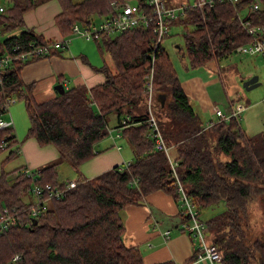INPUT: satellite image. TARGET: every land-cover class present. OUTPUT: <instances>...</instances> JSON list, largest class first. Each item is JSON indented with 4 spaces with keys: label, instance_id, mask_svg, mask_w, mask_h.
Wrapping results in <instances>:
<instances>
[{
    "label": "trees",
    "instance_id": "obj_1",
    "mask_svg": "<svg viewBox=\"0 0 264 264\" xmlns=\"http://www.w3.org/2000/svg\"><path fill=\"white\" fill-rule=\"evenodd\" d=\"M46 1L2 0L0 36L19 30L0 39L3 51L11 52L17 44L25 49L30 42L45 43L42 35L26 26L24 14ZM126 1L141 4L144 0H58L61 12L55 23L63 36L70 37L75 24L90 25L106 18L113 13L114 2ZM165 2L174 5L171 0ZM255 2L260 4L257 10L252 9ZM242 10H247L246 21L264 27V6L253 0H240L235 6L216 1L203 12L193 6L184 19L168 21L183 29L192 68L218 62L239 45L252 42L241 23ZM155 38L151 29L143 27L114 36L103 34L95 41L106 63L107 80L92 88L72 87L45 101L36 99L35 83L23 82L22 70L28 63L15 61L4 71L2 117L11 119L4 116V101L22 100L29 119L23 140L33 137L41 146L53 144L60 153L59 160L40 169L37 184H63L58 172L61 161L80 173L83 163L101 153L96 145L109 135L112 114L118 127L129 117L121 137L131 146L134 158L125 169L114 167L92 178L79 177L74 189L36 215L29 201L33 181L23 173L26 167L2 172L0 211L16 209L19 222L0 234V264H146L139 247L125 240L121 212L145 204L147 195L157 190L176 201L180 196L169 160L154 149L147 123V76L153 58L154 114L178 162L180 182L199 215L225 204L204 220L210 243L222 253L221 264H264V228L252 220L254 208L262 209L264 218V129L248 135L235 119L207 127L184 91L167 50L162 45L155 49ZM179 51L184 58L183 48ZM12 119L13 125L0 129V152L11 150L6 160L17 157L18 142H22Z\"/></svg>",
    "mask_w": 264,
    "mask_h": 264
},
{
    "label": "crops",
    "instance_id": "obj_2",
    "mask_svg": "<svg viewBox=\"0 0 264 264\" xmlns=\"http://www.w3.org/2000/svg\"><path fill=\"white\" fill-rule=\"evenodd\" d=\"M185 3L191 2L186 1ZM60 12L61 6L58 0L46 1L24 14L25 24L45 39L66 38L55 23V16ZM71 43L73 41L70 42L69 48L61 51V54L34 60L24 66L23 82L25 84L35 83V97L38 101L48 100L60 93L55 89L57 84H62L67 90L76 86L92 88L107 80V71L103 68L106 63L99 47L90 45V43L87 46L76 44L72 47ZM179 79L184 91L195 106L199 105L204 113L214 114V109L217 107L216 100L208 91V86L216 79L206 80L204 76L198 75ZM232 101L244 104L239 100H236L238 102ZM112 116L115 117V126H117V116L112 114L110 117ZM110 117L109 127H111ZM14 121L18 140H22L21 143L18 142L17 155L21 157L20 167L41 169L59 160L60 153L55 145L41 146L33 137L23 140L28 128L19 118L16 120L14 118ZM121 139L122 137L111 138L99 142L96 149L101 153L83 163L80 166V173L74 170L72 179L78 180L82 176L92 178L114 167H123L124 163L133 156V151L132 149L126 150ZM256 209L259 210V208ZM214 210L213 207L209 215ZM121 215L126 227L127 244L139 247L146 264L169 261L174 264H211L206 259L197 260L199 246L192 240L191 235L182 230L185 215L179 202L171 195L157 190L147 195L145 204L129 206L121 212ZM201 219L206 221L202 217ZM166 231H170V238H166L164 234Z\"/></svg>",
    "mask_w": 264,
    "mask_h": 264
},
{
    "label": "built area",
    "instance_id": "obj_3",
    "mask_svg": "<svg viewBox=\"0 0 264 264\" xmlns=\"http://www.w3.org/2000/svg\"><path fill=\"white\" fill-rule=\"evenodd\" d=\"M216 1L230 2L235 6L240 0H194L192 3H180L176 5H167L165 0H144L143 2H131L126 1L123 4L113 3V13L100 20L91 23L90 25L75 24L73 26V35L82 37L88 41L98 40L103 34H119L124 31H128L136 28L151 29L155 35V49L162 45V41L171 31L172 26L168 21L184 19L187 15V9L189 7H198L202 12L206 6H212ZM259 2H255L252 6L253 10L259 9ZM3 6H0V11H3ZM242 26L247 30L248 34L252 37V42L245 45H239L236 48V52L255 55L259 54L264 57V37L261 33L264 31L263 26H254L241 15ZM70 37L60 39H45L43 44H35L30 42L27 48L23 49L20 45H15L12 51H3L0 47V86L2 84V75L4 71L9 68L15 61H21L29 63L31 61L48 58L54 54V51L68 48L70 44ZM154 63L155 59H152L151 71L147 76L148 80V95L146 100L147 109V123L150 127V137L154 142V149L157 151H163L167 156L173 175L176 179L178 186V192L180 196L178 202L183 209L185 220L182 223V230L191 235L194 241H199L200 246L197 252V260L206 259L211 264L221 263L223 256L221 251L216 245L208 243L207 234L208 228L206 222L201 219L198 210L196 209L192 199L186 194L183 188L178 172V162L171 155V147L167 144L164 134L159 126L157 118L154 114ZM16 102V98H10L2 104L8 113L10 120H6L0 114V129L13 125V117L11 114V105ZM246 106L241 103L230 102L229 110L225 113L219 107H215L214 114L217 117L215 121H229L235 119L240 122L242 113L245 111ZM129 117L123 121V126H115L117 129V135L109 128V135L112 139L121 137L122 129L126 126ZM207 123V127L211 126L213 122ZM131 161L121 167L125 169ZM40 169H31L26 167L23 173L26 177L33 181V185L30 190V195L34 200H30L33 204L31 206L33 215H36L41 208H46L53 200H58L64 197L70 190L74 189L78 180L65 181L63 184H47L46 186L39 185L36 180L39 178ZM19 213L16 209L4 207L0 211V234L4 233L10 226L16 225L19 222ZM166 238H170V231L164 233Z\"/></svg>",
    "mask_w": 264,
    "mask_h": 264
},
{
    "label": "rangeland",
    "instance_id": "obj_4",
    "mask_svg": "<svg viewBox=\"0 0 264 264\" xmlns=\"http://www.w3.org/2000/svg\"><path fill=\"white\" fill-rule=\"evenodd\" d=\"M174 2V5L180 4L182 1H190L191 3L194 0H171ZM260 1L261 5L264 6L263 0H253ZM0 5H2V0H0ZM240 14L245 17L247 14V10H242ZM19 30H14L11 32H7L4 35L0 36L1 38H5L7 36L17 34ZM115 35V34H114ZM112 35V36H114ZM184 31L181 27H172L170 33L164 40L162 41V46L167 50L170 55L175 68L177 70L178 76L181 79L192 75L204 76L207 79H216L213 83H210L208 86V91L211 96L216 100V106L222 109L225 113L229 110L230 102L232 100H239L246 105V110L242 113L240 118V126L242 130L248 135L257 134L264 129V57L255 54H244L239 52H233L229 56L220 59L218 62H211L207 65L198 66L196 68H192L190 66V61L188 55L186 53V47L183 39ZM70 41L72 47L76 44H80V46L90 45L96 46V41L91 40L88 41L82 37L71 36ZM88 41V42H87ZM179 47L183 48L185 53V57L183 58L182 53H179ZM69 48V47H68ZM106 57L107 55L104 54ZM30 63V62H29ZM111 65V64H110ZM259 77V85L254 87L251 90H247L244 86L245 81L252 78L253 76ZM238 102V101H236ZM196 110L200 113L202 117V121L207 124L208 122L217 120V117L214 114L204 113L203 110L199 107H196ZM11 113L15 120L19 118L24 122L26 128L29 127V119L26 113L25 105L22 100H16L14 104L11 105ZM9 115V113H5L4 116ZM110 130L114 131V135L116 136L118 133L117 129H115V117H110ZM121 138V137H120ZM105 139H111V136L108 135ZM104 139V140H105ZM103 141V140H102ZM124 148L126 150L131 149V146L125 141L124 138L120 140ZM11 150H5L0 152V175L2 172H13L18 167L21 166V157L13 158L11 160H6V157L10 153ZM133 154V152H132ZM134 157V155L132 156ZM132 157L124 163L127 165ZM59 172V181H71L74 180V169L67 161H61V164L58 169ZM29 197V196H28ZM26 197V198H28ZM31 199L34 200L31 195ZM214 207V213L219 212L221 209L225 208V204L221 203ZM208 208L202 211L201 217L204 219L209 218V213L211 209ZM262 209L259 208L253 209L252 211V220L256 224H258V228H264V218L261 217ZM186 233V231H184ZM192 238V237H191ZM193 240V239H192ZM194 241V240H193ZM207 241H209V237L207 234ZM198 246H200L199 241H195ZM220 264V263H218Z\"/></svg>",
    "mask_w": 264,
    "mask_h": 264
},
{
    "label": "water",
    "instance_id": "obj_5",
    "mask_svg": "<svg viewBox=\"0 0 264 264\" xmlns=\"http://www.w3.org/2000/svg\"><path fill=\"white\" fill-rule=\"evenodd\" d=\"M259 84H260L259 83V77L255 75L252 78H250L247 81H245L244 86H245V88L247 90H251L254 87L258 86ZM55 89H57L60 93H64L65 92V88H64V86L62 84H57L55 86ZM165 99H166L165 95H162L160 97V101L162 102V105H164Z\"/></svg>",
    "mask_w": 264,
    "mask_h": 264
}]
</instances>
